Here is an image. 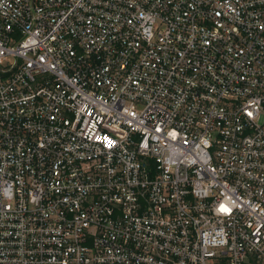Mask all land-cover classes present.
<instances>
[{
    "label": "built area",
    "instance_id": "2783aa9c",
    "mask_svg": "<svg viewBox=\"0 0 264 264\" xmlns=\"http://www.w3.org/2000/svg\"><path fill=\"white\" fill-rule=\"evenodd\" d=\"M0 264H264V0H0Z\"/></svg>",
    "mask_w": 264,
    "mask_h": 264
}]
</instances>
